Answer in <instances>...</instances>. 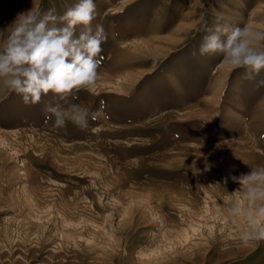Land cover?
I'll list each match as a JSON object with an SVG mask.
<instances>
[{
	"label": "rangeland",
	"instance_id": "rangeland-1",
	"mask_svg": "<svg viewBox=\"0 0 264 264\" xmlns=\"http://www.w3.org/2000/svg\"><path fill=\"white\" fill-rule=\"evenodd\" d=\"M77 2L0 0V36L31 7ZM94 3L108 39L95 92L72 102L103 100L108 119L57 130L58 97L25 105L0 85V264H264L228 213L247 207L228 177L264 165V70L248 81L199 53L201 18L264 32V0Z\"/></svg>",
	"mask_w": 264,
	"mask_h": 264
},
{
	"label": "clouds",
	"instance_id": "clouds-1",
	"mask_svg": "<svg viewBox=\"0 0 264 264\" xmlns=\"http://www.w3.org/2000/svg\"><path fill=\"white\" fill-rule=\"evenodd\" d=\"M97 15L94 0H78L62 15L56 14L55 8L43 12L40 7H31L17 14L7 27L6 38L0 36V85L19 95L25 105L40 103L49 93L58 97L63 104H49L44 109L57 130L67 132L71 124L86 131L90 121L109 118L103 100L94 111L72 102L81 90H96L102 45L108 39L102 24L93 26ZM199 30L207 33L199 46L200 55H221L232 70L244 69L243 79L248 81L264 70V47L256 46L264 42V32L227 22L209 26L204 18ZM257 86H264V80ZM228 178L242 186L236 191L247 204L244 209L238 204L228 209L229 215L245 218L247 229L241 232L240 239L245 244L264 240V165Z\"/></svg>",
	"mask_w": 264,
	"mask_h": 264
},
{
	"label": "bare ground",
	"instance_id": "bare-ground-1",
	"mask_svg": "<svg viewBox=\"0 0 264 264\" xmlns=\"http://www.w3.org/2000/svg\"><path fill=\"white\" fill-rule=\"evenodd\" d=\"M101 250V249H100ZM104 251V250H103ZM106 251H107V249H106ZM117 251V250H116ZM114 252V251H113ZM118 252V251H117ZM120 253V252H119ZM95 254V253H94ZM104 254H106V255H108V256H105V260L104 261H102V263L103 264H107L109 261H110V257H109V253L108 252H104ZM93 255V254H92ZM121 255H123L122 253H121ZM99 257V256H98ZM97 257V258H98ZM111 257H113V255L111 256ZM115 257V256H114ZM119 257V256H118ZM95 258V257H94ZM103 258V257H102ZM102 258H99V259H102ZM114 259V258H113ZM119 259V258H118ZM90 260V259H89ZM120 260H121V258H120ZM99 262V261H98ZM114 262V261H113ZM132 262V264H138V263H136L135 261L133 262V260L131 261ZM100 264H101V262H99ZM116 263V262H115ZM119 263H121V262H119ZM182 263V262H181ZM109 264V263H108Z\"/></svg>",
	"mask_w": 264,
	"mask_h": 264
}]
</instances>
